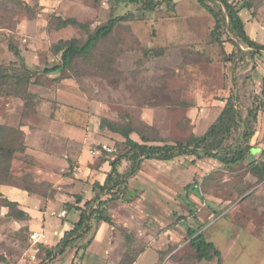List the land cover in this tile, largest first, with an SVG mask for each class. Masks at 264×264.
I'll return each mask as SVG.
<instances>
[{
	"label": "rangeland",
	"instance_id": "obj_1",
	"mask_svg": "<svg viewBox=\"0 0 264 264\" xmlns=\"http://www.w3.org/2000/svg\"><path fill=\"white\" fill-rule=\"evenodd\" d=\"M21 1L28 7L0 0V74L27 75L24 64L35 76L28 88L0 79V125L21 130L26 147L15 155L12 176L0 189L21 193L27 187L38 203L34 221H20L2 215L5 195H0L3 264L31 261L30 235L42 226L39 217L49 205L57 207L56 216L67 203H75V195L94 197V184L107 167L102 170L103 164L128 155L121 135L101 129L103 119L131 125L137 131L131 138L139 143L146 138L150 145H172L204 135L229 97L242 120L225 146L232 151L245 145L244 133L261 131L250 140L246 158L231 166L193 156L145 161L118 192L100 195L114 198L108 205L113 225L93 221V231L77 246L82 249L78 257L86 241H94L98 228L106 225L104 250L113 264H129L147 249L153 252L143 264H152L155 253L158 264H219L195 260L188 237L193 228L221 251V264H264V178L252 171L259 165L264 172V109L258 112L261 119H247L248 112L264 106V0H229L239 7L252 5L240 16L254 49L241 45L228 26L214 32V16L197 0ZM57 17L76 19L91 32L113 19L119 23L73 70L47 75L44 69L60 63L53 52L59 41L87 38L86 31L73 26L50 30ZM63 126L78 134L72 133L75 140L63 136L70 134ZM102 146L111 152L91 154ZM130 166L122 160L120 172L127 174ZM194 184L198 191L187 190ZM48 217L50 235L60 220L50 211ZM105 236L101 228L93 252ZM39 252L37 264L46 263L44 251Z\"/></svg>",
	"mask_w": 264,
	"mask_h": 264
},
{
	"label": "trees",
	"instance_id": "obj_2",
	"mask_svg": "<svg viewBox=\"0 0 264 264\" xmlns=\"http://www.w3.org/2000/svg\"><path fill=\"white\" fill-rule=\"evenodd\" d=\"M17 4H23L28 7L27 3L21 0H10ZM198 3L211 13L216 21L214 32L219 28L228 26L229 30L240 41V44L250 48H255V42L249 37L246 32L245 24L240 16L243 8L248 10L252 9L250 3H244L243 7H239L238 4L231 3L229 0H197ZM214 5L218 6L219 11H215ZM35 16V15H34ZM57 25L50 23L51 29H65L73 26L82 29L87 32V38L85 41H81L77 38L71 40H61L54 47L53 52L60 57V63L54 67L44 69V74H52L56 72H64L73 70L75 63L79 60L88 59L95 50L99 41L110 36L114 29L117 27L119 20H110L105 25L99 26L94 31H90V28L78 22L76 19H62L57 17ZM239 46V44H238ZM9 48L17 58L23 60L21 57V51L13 43L9 42ZM4 68L0 64V72ZM23 70H26L27 75H5L7 72L0 74L2 81L15 82L16 87L22 85L27 88L32 84L33 74L27 71L26 66L23 64ZM27 95L28 92L26 91ZM264 96V91H263ZM263 105L255 112H248V118L257 121L258 112L263 109ZM242 120L241 113L237 110L233 97H229L226 100L225 106L215 121V123L206 131L202 136H191L184 142H177L169 145H150V141L146 138H142L144 143H139L131 138L133 133L137 131L131 125H120L103 119L101 122V129H108L109 131L121 135L126 141L125 144L128 147V155L118 156L109 163L110 171L107 173L105 183L94 184V190L97 191V195L90 201H84L80 195H75V203H67L65 211L70 213L73 210L80 212L79 220L74 224L71 231L66 232L61 241L52 249H47L43 244L39 245V250L44 251L46 263L43 261L40 264H49L59 256H63L68 248L77 247L80 242H84L88 235L93 231V221L97 223H106L113 225V221L108 214V205L110 199H101L100 195L107 192L109 196L118 192L122 185H127L128 179L136 175L147 160L158 161H171L182 156H193L199 160L201 159H214L221 162L224 165L231 166L236 165L246 158V151L250 150V140L254 137V131L244 133V144L235 147L232 151L225 146L226 142L232 136V133L239 127ZM142 136V133H138ZM23 132L19 129L0 125V183L9 182L10 175L12 176V162L15 155L18 152H25L26 147L22 142ZM104 154L106 151L100 150ZM122 160H126L131 163L130 170L127 174L120 172L119 166ZM252 171L261 175L264 178V172L259 165L252 168ZM6 177L7 179H3ZM197 190L196 185H189L187 190ZM22 190L31 192L27 187H22ZM121 190V189H120ZM198 191V190H197ZM114 192V193H113ZM2 206L8 208L7 216L16 220L25 221L30 219L28 213L21 209L20 204L9 199H2ZM189 245L195 253V260L199 263L207 262L211 263L217 261L222 263V253L212 242H209L205 236L198 230L188 229ZM93 240L86 241L83 246V251H86L92 244ZM79 248H81L79 246ZM82 250V249H80ZM78 249L77 254L80 252ZM145 251H141L140 254L130 260L129 264H134L137 258ZM40 253V252H39ZM0 262L5 263L7 259L4 255L0 254ZM48 262V263H47ZM75 264V263H73Z\"/></svg>",
	"mask_w": 264,
	"mask_h": 264
},
{
	"label": "crops",
	"instance_id": "obj_3",
	"mask_svg": "<svg viewBox=\"0 0 264 264\" xmlns=\"http://www.w3.org/2000/svg\"><path fill=\"white\" fill-rule=\"evenodd\" d=\"M25 1H28V0H25ZM245 29H246L247 34L249 35V31H248L246 26H245ZM249 37H250V35H249ZM56 73H59V72H56ZM262 110H260V111H262ZM262 115H263L262 113L259 114L257 119L258 118L261 119ZM54 123H56V122H54ZM63 128H66L70 131V134L69 135L67 134V136L63 134L64 137H66L70 140H75V138L78 136V134L76 132H73L71 129H69L68 126H63ZM50 130H52V129H49V131ZM72 133H75L77 136H75ZM257 134H258V136L261 135V131L260 130L255 131L253 138H256ZM97 151H98L97 154L102 153L100 150H97ZM97 154L96 155L92 154V155L97 156ZM103 165L104 166L102 167V170L105 166H107L106 169H104V174H101L103 179L95 182V183H100L101 185H103L105 183L107 173L110 171V169H108V166H109L108 162H106ZM1 188L2 189H0V195H2V193H3L6 196V197L4 196L3 198H6V199H9L11 201L19 203L21 209H23L26 213H28V215L31 218H33L31 221V222H33L34 218L36 217V213L34 212V207L38 203V199L35 197H31L25 191H22L21 193H19L17 191H14V189H11L10 187H7V186H2ZM93 191H94V193L97 192L94 190V188H93ZM95 197H96V193H95L94 197H92V195H91V196H87L85 198L83 197V199H84V201H90V200L94 199ZM55 210H57V207L52 206V208H51L49 205L48 210H46L44 213H42L41 217H39L41 219L40 221H41L42 226H40L41 224L38 225V223H39L38 222L37 226H40V227L38 229L33 230V231H40V230L44 231L45 238L43 239V242L41 244H43L45 246V248H47V249L54 248L61 241V239L64 237L66 232L71 231L74 227V224L76 222H78V220H79V215H80L79 211L73 210L70 213H67L63 209L62 210L63 213H60L59 215L55 216L54 215L55 213H53V211H55ZM49 211L53 215V217H57L60 220V223L58 224V227H57V231L53 234H50V235L46 231V223L48 222ZM1 212H2L3 216H7L9 211H8V208L2 206ZM64 213H65V215H63ZM66 214H68L69 217H66ZM66 218H67V220H66ZM101 228L105 230L106 236L104 237V239L102 241H100V244H99L100 249L96 252H93L94 246L99 243V239H98L97 235H98V232ZM108 233H109V231H108L106 225H101L100 228H98V231L96 232V237H95L94 241L92 242L91 246L80 257H78V254H77L79 248H77L76 246L70 247V248H68V250L66 251V253L63 256H59L58 258L54 259L49 264H73V263H75V264H113V262L110 258V254L106 253L104 250L105 246H106L105 244L107 243V237H109ZM50 236L53 238V240L50 239ZM108 244L110 245L111 241H109ZM36 250H37L36 247L32 246V248H31V251L33 252L32 257L36 256V258H37L36 260H33L32 257H31V261L23 258L18 262V264H37L39 262V260H38V256H37L38 253L36 252ZM149 252H153V251H151L150 249H147L145 252H143L137 258V260L134 264H143L145 257L147 256V254ZM158 263H159V256L155 253V259H154V262L152 264H158ZM0 264H1V262H0Z\"/></svg>",
	"mask_w": 264,
	"mask_h": 264
},
{
	"label": "built area",
	"instance_id": "obj_4",
	"mask_svg": "<svg viewBox=\"0 0 264 264\" xmlns=\"http://www.w3.org/2000/svg\"><path fill=\"white\" fill-rule=\"evenodd\" d=\"M105 151H108V152H111V150H109L106 146L103 147ZM98 153V151H92V154L93 155H96ZM65 215V213L63 214ZM45 238V235H44V231L43 230H40V231H33L31 233V236H30V240H31V243H32V246L33 247H36V252L38 253L39 252V245L43 242V239ZM33 260H36V256H33L32 257Z\"/></svg>",
	"mask_w": 264,
	"mask_h": 264
}]
</instances>
